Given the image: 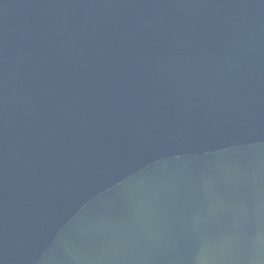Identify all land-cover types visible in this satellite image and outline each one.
Wrapping results in <instances>:
<instances>
[{
    "label": "water",
    "instance_id": "water-1",
    "mask_svg": "<svg viewBox=\"0 0 264 264\" xmlns=\"http://www.w3.org/2000/svg\"><path fill=\"white\" fill-rule=\"evenodd\" d=\"M0 264H264V0H0Z\"/></svg>",
    "mask_w": 264,
    "mask_h": 264
}]
</instances>
